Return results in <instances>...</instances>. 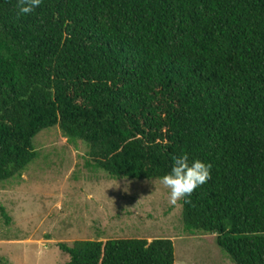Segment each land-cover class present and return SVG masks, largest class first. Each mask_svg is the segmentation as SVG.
Returning <instances> with one entry per match:
<instances>
[{
    "label": "trees",
    "instance_id": "16d2710c",
    "mask_svg": "<svg viewBox=\"0 0 264 264\" xmlns=\"http://www.w3.org/2000/svg\"><path fill=\"white\" fill-rule=\"evenodd\" d=\"M17 13L0 0V183L55 127L110 178L159 179L187 153L210 178L180 200L184 232L264 264V0H42ZM60 248L67 264H175L169 238Z\"/></svg>",
    "mask_w": 264,
    "mask_h": 264
},
{
    "label": "rangeland",
    "instance_id": "374dc122",
    "mask_svg": "<svg viewBox=\"0 0 264 264\" xmlns=\"http://www.w3.org/2000/svg\"><path fill=\"white\" fill-rule=\"evenodd\" d=\"M37 156L16 178L0 183V264H67L62 243L169 238L175 264H234L215 235L184 232L181 203L169 202L158 178H110L87 164V147L59 128L32 141Z\"/></svg>",
    "mask_w": 264,
    "mask_h": 264
},
{
    "label": "clouds",
    "instance_id": "9594fccd",
    "mask_svg": "<svg viewBox=\"0 0 264 264\" xmlns=\"http://www.w3.org/2000/svg\"><path fill=\"white\" fill-rule=\"evenodd\" d=\"M42 0H17L18 15H28L40 6ZM210 178V165L190 158L187 153L176 156L170 170L159 177L161 185L168 189L169 202L175 205L178 201L190 196L192 192ZM185 202H187L185 200Z\"/></svg>",
    "mask_w": 264,
    "mask_h": 264
}]
</instances>
